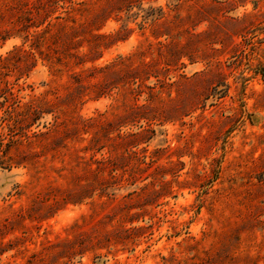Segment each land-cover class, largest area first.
I'll return each mask as SVG.
<instances>
[{
    "label": "rangeland",
    "instance_id": "obj_1",
    "mask_svg": "<svg viewBox=\"0 0 264 264\" xmlns=\"http://www.w3.org/2000/svg\"><path fill=\"white\" fill-rule=\"evenodd\" d=\"M0 264H264V0H0Z\"/></svg>",
    "mask_w": 264,
    "mask_h": 264
},
{
    "label": "trees",
    "instance_id": "obj_2",
    "mask_svg": "<svg viewBox=\"0 0 264 264\" xmlns=\"http://www.w3.org/2000/svg\"><path fill=\"white\" fill-rule=\"evenodd\" d=\"M46 103H47V102H46ZM38 111H39V108H35V111H34V112L37 113ZM41 111H42V110H41Z\"/></svg>",
    "mask_w": 264,
    "mask_h": 264
}]
</instances>
